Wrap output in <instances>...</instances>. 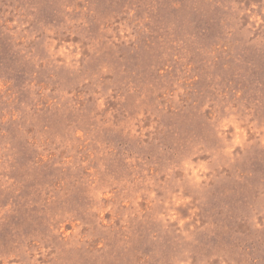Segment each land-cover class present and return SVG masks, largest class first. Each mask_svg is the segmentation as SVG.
Returning <instances> with one entry per match:
<instances>
[{
	"label": "rangeland",
	"instance_id": "374dc122",
	"mask_svg": "<svg viewBox=\"0 0 264 264\" xmlns=\"http://www.w3.org/2000/svg\"><path fill=\"white\" fill-rule=\"evenodd\" d=\"M0 264H264V0H0Z\"/></svg>",
	"mask_w": 264,
	"mask_h": 264
}]
</instances>
